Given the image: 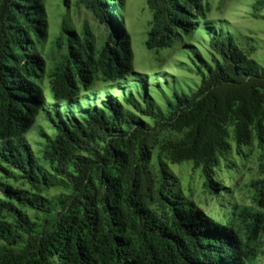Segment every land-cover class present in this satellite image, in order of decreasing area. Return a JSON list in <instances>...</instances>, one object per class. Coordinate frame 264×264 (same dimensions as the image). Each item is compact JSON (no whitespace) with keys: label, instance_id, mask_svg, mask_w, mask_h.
I'll return each instance as SVG.
<instances>
[{"label":"trees","instance_id":"16d2710c","mask_svg":"<svg viewBox=\"0 0 264 264\" xmlns=\"http://www.w3.org/2000/svg\"><path fill=\"white\" fill-rule=\"evenodd\" d=\"M47 2L0 0V264H258L264 69L251 57L254 39L238 42L241 33L211 20L209 1L147 0L155 76L135 72L119 28L126 0H75L108 24L100 39L76 28L69 10L54 33ZM261 12L255 0L252 16ZM196 36L210 37L202 56L187 45ZM46 63L54 80L41 72ZM175 69L200 83H171L162 71ZM132 78L136 88L110 107L70 111L95 87L122 92ZM211 202L218 219L203 207Z\"/></svg>","mask_w":264,"mask_h":264},{"label":"rangeland","instance_id":"374dc122","mask_svg":"<svg viewBox=\"0 0 264 264\" xmlns=\"http://www.w3.org/2000/svg\"><path fill=\"white\" fill-rule=\"evenodd\" d=\"M209 1L213 8V16L217 15V19L226 21V23L230 25L228 27L232 34L237 35L238 33H241V36L238 37V42H242V39L245 36L254 39L252 45L255 46L256 52H253L251 57L258 63L259 68L264 69V12H261V15L258 17L252 16V7L255 0H224V6L220 11L217 10V7H219L221 0ZM68 2L69 4L67 8L65 0H48V15L54 33L55 31H57V33L59 32L62 20L61 17L68 11V9L71 10L75 0H68ZM126 3L127 27L130 30L134 51V67L136 71L140 72L148 66L151 58V52L145 47V41L147 38L146 24L150 20V13L146 6L147 0H126ZM78 10L80 12L71 11L73 19L76 22L88 21L91 26H94L98 38L100 39L103 37L104 32L102 26L98 24L94 25L92 18L85 11L81 8ZM206 41V45L208 46L210 39L207 38ZM189 44L199 46L195 41H191ZM203 50L205 52V48ZM170 61H173V59ZM168 66L171 67L172 64L169 62ZM192 67L195 68L196 66L192 64ZM151 73L159 75L155 70ZM169 74L171 83L173 81L171 75H174L178 77L176 83L179 87H183L187 90L195 88L201 80V76L197 75L195 72L172 70ZM131 83L133 84V82ZM41 121H43V118H41ZM175 170L179 171L177 167ZM179 173L181 174V179L184 183L190 182L188 174L191 172L188 166L182 167ZM193 182L197 187V194L201 190V185L198 184L196 178ZM196 194L194 195V198L197 196ZM204 209L209 213L217 214V209H215L213 202L204 206ZM262 264H264V260Z\"/></svg>","mask_w":264,"mask_h":264},{"label":"clouds","instance_id":"9594fccd","mask_svg":"<svg viewBox=\"0 0 264 264\" xmlns=\"http://www.w3.org/2000/svg\"><path fill=\"white\" fill-rule=\"evenodd\" d=\"M209 1V0H208ZM209 3H210V1H209ZM220 3H222V5H221V8H223V6H224V0H221L220 1ZM220 3H219V7H217V10L218 11H220L221 9H220ZM211 4V3H210ZM146 6H147V3H146ZM211 6V9H210V19L211 20H214V21H218L219 19H217V15H215V16H213V8H212V5H210ZM126 7H127V4H126ZM47 8H48V2H47ZM67 8H68V6H67ZM81 9L83 10V11H85L91 18H92V20H93V23H94V25H96V24H98L95 20H94V18H93V16L90 14V13H88L83 7H81ZM69 10V9H68ZM71 11H73V12H80L79 10H78V8H76V7H71V10H69V12H70V15L72 16V12ZM47 13H48V9H47ZM212 14V15H211ZM73 18V17H72ZM49 20H50V18H49ZM221 20V19H220ZM224 21V20H223ZM124 22H125V27H123V26H119V28L122 30V33L125 35V32L129 35V37H130V40H131V35H130V30H129V28L127 27V15H126V13H125V19H124ZM228 22V21H227ZM226 25H228V26H230L228 23H226V21L224 22ZM87 25L88 26V28L89 29H91V31L95 34V36L98 38V36H97V34H96V30H95V28H94V26H91L90 24H89V22L88 21H84V22H76L75 21V24H74V26L77 28V27H81L82 25ZM99 25V24H98ZM107 25L108 24H106V25H100V26H102V28H103V32H104V35H103V37L102 38H105V36H106V28H107ZM104 26V27H103ZM52 28V27H51ZM116 29H118V26L116 27ZM53 30V29H52ZM55 33H56V31H55ZM207 38H209L210 39V37H199V36H196L195 38H193V39H189L188 41H187V45L190 47V48H192V50H193V52H194V50H195V46L196 45H190L189 43L191 42V41H195L197 44H199V46H196V47H199V49L200 50H197L199 53L201 52L203 55H204V45L207 43V41H206V39ZM99 39V38H98ZM49 40H50V37H49ZM48 45H49V42H48ZM131 46H132V42H131ZM60 49H62V50H64V47L62 46ZM132 49H133V46H132ZM47 53H46V55H48V57H50V53H49V51H48V47H47ZM134 52V51H133ZM200 53V54H201ZM202 54H201V56H202ZM203 58V57H202ZM169 59V58H168ZM150 61H151V58H150ZM149 61V62H150ZM170 61V60H169ZM172 61H170V63H171ZM191 61L188 59L187 60V62H186V64H189ZM133 63H134V60H133ZM166 63L167 64H169V62L168 61H166ZM172 64V63H171ZM190 65H191V67H192V64L190 63ZM49 66H50V63H46L45 64V70H44V68H43V64H41V72H42V74H46V76L44 77V78H46L47 80H54V79H52L51 78V76H52V74H51V71L48 69L49 68ZM174 66V64H172V66L171 67H173ZM170 66L168 67L169 69L171 68ZM135 68V67H134ZM148 66L144 69V70H141L139 73H145V74H152L151 72L153 71V70H148ZM193 68V67H192ZM186 69H188V68H186ZM194 69V68H193ZM175 70H178V69H175ZM156 71V70H155ZM180 71V70H179ZM187 72H190L189 70H186ZM135 72H138V71H136L135 70ZM193 72H195V71H193ZM163 73H166V71H164ZM157 74H159V72H157ZM167 75H170L169 74V72L168 73H166ZM152 75H154V74H152ZM159 75H161V74H159ZM159 75H155V76H159ZM171 76H174V75H171ZM135 78H132V79H126L124 82H121L120 83V85H121V87L124 89L122 92H121V89L120 88H116V87H114V86H111V85H106L105 84V87L103 88L102 86H98V87H95L92 91H90V92H88L86 95H84V96H81L80 98H78V99H76L75 100V102H73L72 104H71V106L69 107V109H70V111H72L73 112V116L74 115H77V114H81V115H89L91 112H93V111H96L97 109H102V108H105V107H110L111 105H113V103L115 102V101H118L119 99H121V97H122V95H124L125 93H126V91H130V89H126V87L127 86H129V85H131V87L133 86V88H136V84H135ZM131 82H133V84L131 83ZM130 83V84H129ZM150 85L152 84V86L153 85H159L160 84V82L159 81H154V82H151V83H149ZM119 93H122V94H119ZM44 97L46 98V99H48L47 101H49L50 103L54 100L53 98H52V96H51V94L49 93V92H44ZM62 105V104H61ZM63 108H66V107H63ZM50 113L49 114H47V113H45V114H47L50 118H52V119H55L56 120V114L55 113H53L52 111H49ZM60 117L63 119V120H72L70 117L67 119L64 115H60ZM41 118H43V117H40V119H39V121L40 122H42L41 121ZM43 121H44V118H43ZM214 203V202H213ZM208 204V203H207ZM214 206H215V203H214ZM204 207V206H203ZM215 209H217L216 208V206H215ZM207 211V210H206ZM208 212V211H207ZM219 208L217 209V214H213V213H209L210 215H213L214 217H216L217 219L219 218ZM263 260H264V256L262 257H260L259 258V261H258V264H262L263 263Z\"/></svg>","mask_w":264,"mask_h":264}]
</instances>
